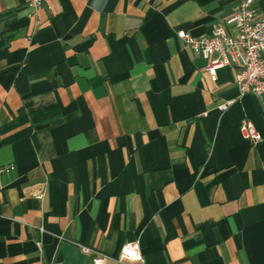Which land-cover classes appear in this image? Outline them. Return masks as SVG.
<instances>
[{
    "label": "crops",
    "instance_id": "0c3cea01",
    "mask_svg": "<svg viewBox=\"0 0 264 264\" xmlns=\"http://www.w3.org/2000/svg\"><path fill=\"white\" fill-rule=\"evenodd\" d=\"M46 1L0 0V264H264V95L176 36L242 0Z\"/></svg>",
    "mask_w": 264,
    "mask_h": 264
},
{
    "label": "built area",
    "instance_id": "2783aa9c",
    "mask_svg": "<svg viewBox=\"0 0 264 264\" xmlns=\"http://www.w3.org/2000/svg\"><path fill=\"white\" fill-rule=\"evenodd\" d=\"M32 13L47 5L46 0H27ZM252 0H242L232 9L226 21L216 23L209 34L193 37L184 32L176 36L196 55L207 62L206 72L215 80L216 72L230 68L234 74L237 98L264 95V17L257 18ZM242 137L252 145L262 142L261 135L253 124L243 121L240 127ZM12 168L0 170L8 173ZM82 252L90 251L82 248ZM104 256H96L93 264H105ZM115 261L119 264H145L139 243L124 246Z\"/></svg>",
    "mask_w": 264,
    "mask_h": 264
}]
</instances>
